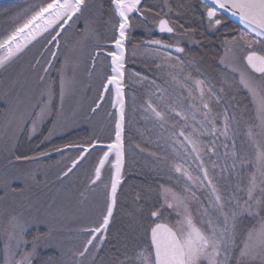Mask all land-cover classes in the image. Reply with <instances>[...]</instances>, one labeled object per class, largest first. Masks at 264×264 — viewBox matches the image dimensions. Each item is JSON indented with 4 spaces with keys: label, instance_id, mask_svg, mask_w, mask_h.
<instances>
[{
    "label": "snow or ice",
    "instance_id": "obj_1",
    "mask_svg": "<svg viewBox=\"0 0 264 264\" xmlns=\"http://www.w3.org/2000/svg\"><path fill=\"white\" fill-rule=\"evenodd\" d=\"M114 5L113 11L117 21L112 24L114 35L110 41L114 50H106L97 44L91 54V69H95L96 63L102 54L110 58V72L102 81V91L95 106L91 108L96 113L101 108L102 102L107 95L115 111L114 139L105 145L99 140L89 142L87 145L68 144L64 149L55 150L63 153L65 149H79V155L73 158L70 166L62 170L57 177L59 180L66 179L79 164L86 159V155L92 151L99 150L102 155L94 168L93 176L89 179L86 191L95 194L97 187L102 185L105 200L104 206L99 211V219L89 225L76 229V236L83 237L78 247L70 250L71 259L67 264H96V253L106 243L110 234V225L115 219V211L118 208L119 197L122 191V181L126 166L125 151V123H126V97H125V64H126V42L129 32L133 27L134 14L146 19L145 11H150L142 0H110ZM86 7L85 0H47L28 15L22 23L16 26L2 39H0V68L6 66L14 57L22 53L34 40L49 33L51 39L49 44L55 45L56 51L50 53L51 59L45 61L46 66L41 69L42 75H37V81L43 85L35 100L30 96L16 97L12 101L5 100L6 110L9 111L11 119L9 126L15 124L17 127L25 123H31V131L35 132L38 123H42L49 115L58 116L63 112L65 99L72 95L75 89V76L69 75V64L67 59L58 69L59 80L49 77L53 69V60L56 59L60 49V38L71 27L70 22L83 15ZM205 11L210 28H216L222 24V12H231L239 18L243 29L239 35L224 41V55L220 63L229 68L232 73L238 74V79H233L229 87L233 85L242 87L247 91L253 105V122H246L247 147L241 152L235 144V130L232 127L235 122L239 126V119L235 112L213 114L208 100L215 99L218 104L222 93L226 89L221 87L218 94L214 86L204 79H196L189 89L185 99H191L192 103L185 110L181 104L175 107L171 103L165 108L154 105L149 100L144 108L150 113L161 128L168 124L174 117H181L185 124L177 131V124H172L169 140L173 145V151L181 159L191 156L198 161L196 174H193L184 163H173L172 170L179 173L187 183L179 191L173 188L162 187L163 204L160 208L150 211L151 224L147 247L141 248L134 255L124 253V258H117L113 264H264V0H211V4H205ZM161 33H173L175 29L168 19L162 18L158 21ZM84 31L85 40L94 39L95 31L87 24ZM54 33V34H53ZM154 47L150 49L153 55L162 60H171V53L161 51L169 49L173 45L167 44L159 39L148 42ZM257 46L261 51L257 50ZM175 51L183 53L184 49L175 46ZM42 55V54H41ZM135 55V52H133ZM179 60V57L176 58ZM40 64L37 59L33 65L35 68ZM91 75V72H89ZM139 77V73H135ZM175 79V77H173ZM141 79H147L141 77ZM191 79V77H189ZM155 82L153 81V84ZM158 87V86H157ZM58 88V91H57ZM194 91L199 92V104ZM59 96L60 107L57 109L53 103ZM207 96V100L205 97ZM163 101V97H160ZM177 108H180L177 111ZM199 113L203 119L199 121V129L187 125L189 118L195 120ZM174 114V115H173ZM109 115H113L110 113ZM223 117V130L217 128V122ZM229 132L233 135L229 136ZM219 135L233 141L231 152L225 151L224 156L231 158V165L225 163L220 167L212 157L217 155L215 146L203 145L201 135ZM218 138V137H217ZM138 147V146H137ZM227 148V145H225ZM106 149V150H105ZM142 150V149H141ZM209 155V160H204V155ZM194 154V155H193ZM47 153H39L37 156H15V162L9 161L11 169H18L17 162L39 161L40 157ZM110 157L114 159L110 160ZM206 163L211 164V173ZM108 165V182H104L102 171ZM220 167V179L235 180V189L231 196L226 197L221 190L217 177L213 174ZM228 173L225 177L224 174ZM24 181L38 184L36 173L24 171H8L0 178V192L16 193L17 182L23 185ZM99 182V185H98ZM206 189L208 202H200L196 191L193 189ZM20 190H23L20 186ZM236 192L242 193L237 196ZM81 203L89 199V195L81 192ZM139 200V195L136 197ZM192 201H196L198 207L194 213L191 208ZM163 209L171 210L176 215L174 223H169L163 215ZM242 218H249L251 223L241 230L239 225ZM11 230L6 231L5 252L11 256L6 264H34L39 257L38 249L54 247L59 255L49 257L47 264H65L61 259L65 253L63 245L51 243L52 229L34 235L30 240L26 238V230L32 226L23 219L22 214L9 216ZM34 225V224H33ZM71 238V237H70ZM127 245H125V248ZM19 256L20 259H15ZM41 264H44L42 261Z\"/></svg>",
    "mask_w": 264,
    "mask_h": 264
},
{
    "label": "rangeland",
    "instance_id": "obj_2",
    "mask_svg": "<svg viewBox=\"0 0 264 264\" xmlns=\"http://www.w3.org/2000/svg\"><path fill=\"white\" fill-rule=\"evenodd\" d=\"M45 2L47 0H22L15 8L0 10V39ZM85 2L86 7L83 15L75 23L70 22L71 27H67L68 30L60 38V49L56 59L52 61L54 67L49 73L51 79L58 81L57 70L67 59L69 75L74 74L75 76L74 92L65 99L63 112L60 115H49L42 123H38L36 131L32 132L30 122L23 124L22 128L15 124L9 126L11 116L4 103L5 100L10 102L18 96H30L35 100L43 87L38 83L37 75L43 74L41 69L46 66L45 61L51 59L52 51H56L54 43H48L51 39L49 33L39 42L14 57L11 62H7L5 67L0 68V178L4 176L6 169L8 171L22 170L36 173L37 179L40 181L38 184L24 181L23 185L17 182L14 185L18 187L16 193L0 192V264H6V260L11 259V256H6L4 247L7 239L6 231L11 230L12 227L8 219L10 215L22 214L23 219L32 225L25 233L29 240L34 235L51 228L53 233L51 243L63 245L65 255L61 259L67 264L71 259L70 250L80 246L83 240V237L76 236V229L98 220L99 211L104 206L105 193L99 182L95 194H89L86 191L89 179L93 176L94 168L102 155L99 149L88 154L86 159L66 179L59 180L57 178L62 170H66V167L70 165L71 160L78 156L79 151L66 150L61 153L55 152L56 148H63L65 145L73 143H69L70 140L75 141V144L78 141L82 145H87L94 140L110 143L114 134L115 112L109 97L105 96L101 108L96 113L91 111L102 91V81L105 75L110 72L109 59L102 54L94 70L91 69L90 64L91 54L97 44L106 50H111L107 45L111 44L110 41L114 35L112 24L116 23L117 18L110 0H85ZM162 3V8L145 11L146 19L140 17L133 19V27L129 32L130 36L127 42V65L129 68L126 70L125 84L129 89L125 92L127 109L124 177L126 181L129 178L140 176L143 180L147 179L145 183H148L151 188L142 195L144 203H147L146 207L138 204L131 209L129 204L132 197H119L118 208L114 213L115 219L110 225L111 229L114 222L120 223L124 219L122 241H125L127 247L122 248L119 259L124 258L125 252L132 256L141 248L147 247L148 236L146 233L149 231L152 220L150 211L160 208L163 204L161 186L179 191L187 183L179 173L172 170V164L184 163V166L189 168L193 174H196L197 170L198 161H194L191 156L181 159L173 151V147L178 146L173 145L169 140L172 134V124H177L178 131L185 121L181 117H174L161 128L154 118H150V113L145 112L144 108L147 102L151 100L154 105L162 109L169 103L173 107L181 104L187 110L192 100L185 99V97L188 96L189 89L196 79L206 80L214 86L218 94H220L219 89L224 87L226 91L220 94L222 97L220 103L217 104L215 99L208 100V102L214 115L223 113L225 109L229 114L232 112L237 114L239 126L237 127L234 122L232 127L235 130L236 148L241 152L247 147L246 122H253L254 119L253 105L247 91L235 85L229 87L234 77L238 79V74L232 73L229 68H225L220 63V58L224 55V42L219 45L217 55L209 57L208 53L197 50V36L189 33V30L180 27L179 24L171 23L175 29L174 36L161 39L171 45L183 47L185 50L183 56L171 54L172 58L169 61L162 60L152 54L150 51L152 47L148 45V41L158 37L155 36L158 21L161 18H166L165 16L169 14L170 10L167 0H162ZM201 4L203 6V3ZM202 8L206 32L213 36L217 31L215 28L209 27L205 7ZM86 24L94 29V39L85 40L84 28ZM131 32L133 35L134 33L142 35L138 38L140 44L133 42V45L131 44ZM240 32L238 31L237 35ZM257 50L261 51L259 46H257ZM177 57L179 60L176 59ZM37 59L40 60V64L33 68ZM135 73H139L140 76H135ZM141 77L147 79H141ZM243 93L249 100L250 112L244 106ZM193 95L197 97L196 103L199 104V92L194 91ZM160 97H163V101L159 99ZM205 99H208L207 96ZM53 103L57 109L60 107L58 95L54 98ZM179 110L180 108H177V111ZM110 113L113 115H109ZM202 119L203 116L199 113L196 114L195 120L189 118L186 122L189 130L194 127L203 132L204 129L199 123ZM217 128L223 130L222 116L217 122ZM232 135L233 133L229 132V136ZM200 140L203 145L215 146L217 155L212 159L220 167H223L225 163L231 165V158L225 157L224 153L225 151L231 152L232 140L226 139L219 133L216 136L201 135ZM24 153L29 157L37 156L39 153H47V155L40 157L39 161L17 162L18 169H11L9 161L15 162V156ZM209 155L211 154L203 157L206 162L209 160ZM51 156L52 159H49ZM205 166L209 167L211 173V164L206 163ZM220 167L216 168L213 174L217 177L221 190L228 197L233 194L235 180L232 178L231 186H229V180L220 179ZM107 169L108 165L102 173L104 182H108L109 179ZM224 176L227 177L228 173H225ZM20 186L23 190H20ZM193 190L196 191L200 202L206 205L208 202L207 190L195 188ZM81 192L89 195V199L83 203H81ZM134 192H129L128 196ZM236 195L242 196L243 194L236 192ZM139 201L141 202V200ZM197 207V202L192 201L191 208L194 213ZM162 211L169 223L175 222V213L168 209ZM244 220H248V225L251 223L249 218H242L240 223L243 224ZM246 227L240 229L244 230ZM103 246L96 253V264H113L108 259L110 257L107 259L100 257ZM38 252L40 255L34 264H41L42 256L44 259L47 258L43 261L47 264L49 257L59 255L57 249L48 246L38 249ZM15 259L19 260L20 257L16 256Z\"/></svg>",
    "mask_w": 264,
    "mask_h": 264
},
{
    "label": "trees",
    "instance_id": "obj_3",
    "mask_svg": "<svg viewBox=\"0 0 264 264\" xmlns=\"http://www.w3.org/2000/svg\"><path fill=\"white\" fill-rule=\"evenodd\" d=\"M169 4V14H167L165 17L173 24L176 25L179 24L180 27H183L187 30H189V33H193L195 36H197L196 44L198 45L197 50H200L201 52L208 53L207 55L209 57H215L217 53L219 52V45L223 43L227 39H231V37L236 36L237 32L240 31V29L228 21V19L224 16H221L222 24L217 26L215 30L217 31L213 36L208 35L205 28L204 23V13L202 12V4L200 3V0H167ZM19 2H13V3H7L0 5V10H7L10 8L17 7ZM147 9H150L151 11H155L158 8H162V0H145L143 3ZM202 12V13H201ZM177 28V26H176ZM138 33H134V35L131 37V44L132 42L134 44H140V40L138 39L139 35ZM174 36V34H173ZM133 45V44H132ZM210 52V53H209ZM207 59V58H206ZM216 67V66H215ZM242 100L245 102L246 110L249 111V100H247L244 93L242 94ZM250 112V111H249ZM73 142L71 144H75V141H69ZM80 142L76 141V144H79ZM73 152V151H70ZM69 152V153H70ZM20 156H29L28 154H19ZM52 159V156L49 158ZM142 177H132L125 181L122 191L120 193L121 197L126 196L127 198H131V203L129 204L130 208H135L136 205L141 204L145 207L147 206V203H144L143 194L145 191L148 192V190L151 188V186L147 182V179ZM135 191L131 195L128 196L129 192ZM137 195H139V200L136 199ZM128 205V207H129ZM129 208V209H130ZM248 225V220H244V223H240L239 227H246ZM124 228V219L120 221V223L114 222L111 229L110 234L107 237V241L103 246V249L101 251L100 257L107 259H110L112 263L119 258L120 251H122V248L126 245L122 241L124 237H122V230ZM242 230V229H241ZM47 259V258H45ZM44 256H42L41 261H44ZM45 264V262H44Z\"/></svg>",
    "mask_w": 264,
    "mask_h": 264
},
{
    "label": "water",
    "instance_id": "obj_4",
    "mask_svg": "<svg viewBox=\"0 0 264 264\" xmlns=\"http://www.w3.org/2000/svg\"><path fill=\"white\" fill-rule=\"evenodd\" d=\"M18 1H22V0H0V5H2V4H7V3H12V2H18ZM201 1V3H203V4H211V0H200ZM142 2H143V0H142ZM112 8L114 9V5H112ZM115 13V12H114ZM134 15H136V14H134ZM222 16H224V17H226L231 23H233L234 25H236L237 27H239L241 30H244L243 29V25L239 22V18L237 17V16H234L231 12H222V14H221ZM115 16H116V14H115ZM117 18V17H116ZM66 27H68V26H66ZM156 32L157 33H160V34H167V35H170L169 33H161L160 31H159V25L157 24V26H156ZM172 34V33H171ZM39 38V37H38ZM37 38V39H38ZM36 39V40H37ZM36 40H34L33 42H35ZM128 41V40H127ZM32 42V43H33ZM31 43V44H32ZM30 44V45H31ZM126 45H127V42H126ZM149 46H151V47H154L153 45H150L149 44ZM175 46L176 45H173V47H171V48H169V49H161V50H164V51H167V52H170V53H172V54H174V55H177V56H181L183 53H179V52H176L175 51ZM107 47L108 48H110L111 50H114V48H113V45H111V44H108L107 45ZM180 47V46H179ZM104 56H106L105 54H103ZM109 59V65H110V58H108ZM125 68H126V64H125ZM125 89H126V87H125ZM114 109V108H113ZM116 110L114 109V112H115ZM114 139V134H113V138H112V140ZM105 144H107V143H101V145H105ZM61 149H64V147L63 148H61ZM97 149H99V148H97ZM66 150H77V151H79V149H65L64 151H66ZM106 150V149H105ZM55 152H58V151H55ZM79 155V154H78ZM87 156V155H86ZM114 159V157H110V159ZM70 166V165H69ZM104 171V170H103ZM103 171H102V173H103ZM124 180H125V178L123 177V181H122V184H123V182H124ZM153 219V218H152Z\"/></svg>",
    "mask_w": 264,
    "mask_h": 264
},
{
    "label": "flooded vegetation",
    "instance_id": "obj_5",
    "mask_svg": "<svg viewBox=\"0 0 264 264\" xmlns=\"http://www.w3.org/2000/svg\"><path fill=\"white\" fill-rule=\"evenodd\" d=\"M144 1L145 0H143V3H144ZM144 15H145V13H144ZM135 17H139L138 15H134V18ZM132 33V32H131ZM155 33H156V28H155ZM139 34V33H138ZM137 34V35H138ZM129 36H130V34H129ZM133 36V33L131 34V37ZM155 36H158V37H160V38H158V37H155L154 39H159V40H161V41H163V42H166V41H164V40H162L161 38H163V37H171V36H173V34L172 35H165V34H158V33H156L155 34ZM139 38L140 37H142V35L140 34L139 36H138ZM153 38H152V40H154ZM128 40H129V38H128ZM151 41V40H150ZM149 42V41H148ZM129 68V66L127 65V68H126V70ZM126 70H125V77H126ZM125 86H126V89H125V92L126 91H128V89H129V87L125 84Z\"/></svg>",
    "mask_w": 264,
    "mask_h": 264
},
{
    "label": "bare ground",
    "instance_id": "obj_6",
    "mask_svg": "<svg viewBox=\"0 0 264 264\" xmlns=\"http://www.w3.org/2000/svg\"><path fill=\"white\" fill-rule=\"evenodd\" d=\"M240 29V28H239ZM240 31H242L241 29H240Z\"/></svg>",
    "mask_w": 264,
    "mask_h": 264
}]
</instances>
